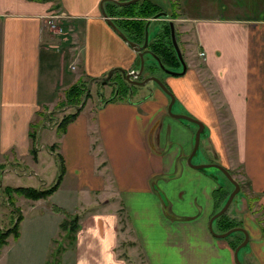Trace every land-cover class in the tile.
<instances>
[{
    "label": "crops",
    "instance_id": "0c3cea01",
    "mask_svg": "<svg viewBox=\"0 0 264 264\" xmlns=\"http://www.w3.org/2000/svg\"><path fill=\"white\" fill-rule=\"evenodd\" d=\"M100 1L0 0L2 171L10 163L23 164L27 179L35 182L31 186L43 188L63 165L57 188L41 199H22L20 211L25 202L39 209L33 220L50 225L47 239L64 219L79 215L58 264H236L233 251L242 235L218 237L208 228L226 188L218 186L216 173L187 163L196 125L168 113L169 97L160 87L148 94L110 95L96 107L83 104L59 134L41 126L39 113L58 110L69 85L94 80L109 68H135L136 52L106 22ZM110 2L103 0L108 15L122 6ZM176 5L177 19L192 28L196 54L203 51L194 61L209 83L202 85L188 63L184 73L163 75L164 80L181 111L204 123L198 148L208 159L192 161L240 165L251 199L244 195L235 205L232 200L226 213L249 233L239 259L264 264V0H176ZM53 11L69 16L74 39L80 40L60 39L49 29L46 17ZM43 129L50 134L45 142ZM24 219L22 212L18 237ZM217 224L213 220L221 232Z\"/></svg>",
    "mask_w": 264,
    "mask_h": 264
},
{
    "label": "rangeland",
    "instance_id": "374dc122",
    "mask_svg": "<svg viewBox=\"0 0 264 264\" xmlns=\"http://www.w3.org/2000/svg\"><path fill=\"white\" fill-rule=\"evenodd\" d=\"M147 1L152 2V0H147ZM157 1H156V4H157L156 11L157 12L163 11V12L169 14V16L167 17L166 15L164 16L163 14L159 17H154L155 14L153 16L152 15L141 16V18H143V20L145 19L147 21V19H149V22H150L148 24L149 41L150 42H156V41H158V39H162L163 41H166L167 34H166V32H163V30H165L167 20L172 19V21L174 23V27H175L174 29L176 32L177 43H178V46L182 52V55H183V58H184L186 64L188 63V67H191L193 70L196 67L199 68V65L194 60L201 59L202 55L196 54L197 49H196V46L194 45L195 37L192 33L193 31H192L191 26L187 27L186 23L177 19L176 14L178 13V10L176 8V6H177L176 0H163L161 2L159 1V3ZM141 3H144V2L140 1V4ZM117 10L118 9L116 7V9H113L112 11L115 12ZM52 13L54 14L56 12L53 11ZM57 13H58V11H57ZM60 13H62V12L59 11V14ZM49 15H51V13L48 14V16L46 17L47 18V24H48V20H49ZM109 15L113 19L114 22H115V20H114L115 18H118V19L122 18V16L117 15L116 13L113 14V12L112 13L109 12ZM127 17L129 18V20H133V19L138 18L137 16H127ZM146 21H145V23H146ZM56 22H57L58 26L63 27L62 32L57 31L56 28H52V29H56V30H54V33L57 34L60 39L69 40L68 36L71 35V42L75 43L76 40H80L79 36L76 37V40L74 39V36H73L74 27L72 26V24H70L71 20L68 16H62L59 19H56ZM132 24H134V23L131 22L130 25H132ZM47 26H49V25H47ZM49 29H51L50 26H49ZM79 42L80 41H77L76 46H80ZM136 42L141 43L140 41H136ZM193 62H194V64H193ZM151 63H153L152 57H149L146 55L145 67L143 69V72L140 74V76L142 77V76H145L147 74L156 75L166 83V81L164 80L165 79L164 76L170 75V74L166 73L159 66L157 67V66L151 65ZM138 65H139V63H136L135 67ZM147 65L149 67H147ZM110 69H112V68L107 69L106 74H104V75H102L99 78H96L94 80L92 79L93 78L92 76H90V77L87 76L88 79H85L87 88L83 93L84 95L82 94L83 95L82 98L84 99V103H83L84 105L92 104L93 106L96 107V106L100 105V103L103 102L104 99H106L110 95L114 94L113 92L115 90L113 91L112 89H114V86L116 88L117 84L115 85V82L109 81V79L105 80V78H104L105 75L108 74ZM193 70H191V72ZM196 70H197V68H196ZM197 71H198V76L200 78L201 84L204 85L205 87H207V85L209 83V81H207L208 77L205 76L200 71V69H198ZM115 72L116 71L114 70L113 73L111 74L112 77L116 76ZM116 78L119 79L117 76H116ZM104 80H105V82H103ZM127 83L130 85V87L126 83L122 82L123 88L125 89V87L127 86L130 88L129 89L130 91L131 90L133 92L137 91L138 94L142 93V92H143V94H148V93H150V90L152 91L153 88L155 89V88L159 87L156 84V82L153 80H148L144 85H139V84L131 85L129 82H127ZM128 91H126V92L124 91L127 97L131 96V94H132V92H128ZM87 92H89L88 96L85 95ZM120 92H122V91H120ZM71 110H73V107H70L69 110L68 109L67 110H64V109L54 110L51 113V117H50V115L47 117L46 116L41 117V121H42L41 126L48 128V129L49 128L50 129L56 128V124H57V121L59 120V118L64 113H67L68 111H71ZM171 110L174 113L187 114V113H184L183 111H181L182 108L177 104L176 100L173 103ZM177 110H179L180 112H177ZM178 119L181 120V118H178ZM182 121L187 122V120H183V119H182ZM189 123H191V122H189ZM192 124L195 125L194 123H192ZM225 127H227V130H226V136L227 137L226 138H227V143L230 147L229 148V155H231L232 159L234 160L233 137H232V133H231V128L228 124ZM196 128H195V130H196ZM42 132L44 134H41L42 135L41 140H42V142H45L44 139H46V140L49 139V136L45 137V135H50V134H49L48 130H45V129H43ZM38 146H40V145L38 144ZM47 149H48L47 146L42 147V151H43L44 155H45V153H47ZM200 153H201V150H200V148H198V150H197L196 154L193 156L192 160L193 161H195V160L197 161L199 159L203 160L201 156L205 157V159L207 158L203 153L201 156H199ZM204 162H206V161H204ZM204 162H198V163H204ZM233 163H234V161H233ZM23 166H24L23 164L22 165L20 164V166H18V165L15 166V163H10V164L5 166V167H7V169H5V170L3 169L4 171H2V168H4V165H0V228L6 229V228L10 227L12 225L13 221L16 220V217L20 213L22 215V212L24 213V217H25L23 225H22V229H21V236L18 237V235L16 236L13 232H11L6 237V242L0 246V264H45V263L46 264H58L57 258H58L59 252L61 250V246L65 245V244L68 245V243H67L68 239H66V237H65V230H63L60 227L58 229V231L56 233H54L53 236H50L49 239H47L48 234L50 232L49 231L50 225L48 223H46V221L44 222L43 218L37 219L36 221L33 220L34 215H36V213H38L37 211L39 209L36 208V209L30 210L29 207H27L26 202H25V204L22 205V208H23L22 212L20 211V209L18 207V204H19V202H22V199L23 200L26 198L29 199V197H26L23 194L15 193V194H13L14 202H13V204H11L12 201L8 200L7 195L4 193V191L2 189L3 184L5 185V183H10V184L16 185V186L17 185L35 184V182L32 181V179H27L26 176L28 173H26V171H25L26 169ZM224 166L226 168H228V170L231 172V174L234 176V178L240 184V190H239V192L236 193L235 198L233 199V203H232V205H235L237 203V200L238 201L242 200V197L249 193L248 187L245 183L246 181L241 176V167L239 164L236 165V163H234L232 165H224ZM201 169H206L208 171H212V172L216 173L220 179V183H218V186H220V184L222 183L226 188L225 191H231L233 189L232 183L216 167L208 166V167L201 168ZM235 172H237L236 175L234 174ZM5 173H8V174H6V176H5ZM35 178L38 181L39 178L38 177H35ZM44 178H46V177H44ZM248 197L250 198L251 196L249 195ZM41 198H44V197H40V199ZM37 199H39V198H37ZM38 203L44 204L45 201L40 200ZM256 203H257L256 201H254V202L250 201L251 205L254 204V206H256L257 205ZM39 206H40V208H42L41 205H39ZM225 218H230V216L227 215V213H225ZM234 222L238 223V225H239V223H241V222L235 221V220H234ZM20 224H21V222L19 223L18 230L20 229ZM234 232H238L239 236L243 235V233L241 231H234ZM0 237H1V235H0ZM225 237H227V236H225ZM242 239H243V237H242ZM242 239H238V241L240 242ZM123 245L125 246V244H123ZM125 250H126V248H125ZM133 254L136 256H139V254H136V251H134Z\"/></svg>",
    "mask_w": 264,
    "mask_h": 264
},
{
    "label": "trees",
    "instance_id": "16d2710c",
    "mask_svg": "<svg viewBox=\"0 0 264 264\" xmlns=\"http://www.w3.org/2000/svg\"><path fill=\"white\" fill-rule=\"evenodd\" d=\"M140 1L144 2L140 4ZM112 6L116 7V4L113 2H110ZM157 4L151 1L147 0H137L134 2H131L129 4L122 5L121 8H119L117 11H110V13L113 12L116 13L117 15L122 16V18H115V24L132 40L134 41H143L144 38V25H145V19L141 18V16H149V15H154L157 13L156 11ZM127 16H137V19L129 20ZM131 22L134 24L130 25ZM163 32H166L167 37L166 41H163L162 39H158L156 42H150L148 41V46L150 49L156 53L161 62L168 68H177L180 65V61L177 57L176 51L173 47V44L170 39V29H169V24L168 22L166 23L165 30ZM151 57L150 55H148ZM151 65L157 66V63L154 58H152ZM137 63H139V59L137 58ZM147 67H149L147 65ZM116 76L119 78L121 76V73L118 69H115ZM115 76V77H116ZM122 79V78H121ZM123 81H120L118 83L119 86L115 88L114 94L111 96V98H122L125 96V92L127 91V87L125 89L123 88ZM125 83V82H124ZM86 81L85 80H79L71 85H69L65 90H64V98L60 100L57 105H58V110L60 109L61 106H70L73 107L72 111H68L67 113H64L59 120L57 121L56 124V131L57 133H61L64 129L66 124L74 118V116L78 113L79 109L83 106L84 99L83 93L86 90ZM125 92H124V91ZM122 91V92H120ZM83 94V95H82ZM89 92H87L85 95L88 96ZM81 104V105H80ZM80 105V106H79ZM51 111L50 113H39L44 116H49L51 117ZM31 136L34 137V135L31 133ZM36 151L35 147H32V153L34 154ZM62 171H63V165L62 163L58 164V171L56 174V178L52 184H50L47 187L39 188L31 185H9L5 184L3 185V191L7 195L8 200L12 201L11 204L14 202L13 194L18 193V194H23L26 197L32 198V199H37L40 197H46L50 193H52L58 186L60 178L62 176ZM14 207V206H13ZM15 208V207H14ZM70 215V214H69ZM68 217V216H67ZM22 215L21 213L16 217V220L13 221L12 225L6 229L0 228V246L6 242V237L9 235V233L13 232L16 236L18 235V228H19V221L21 220ZM78 220H79V215L78 214H73L70 215L69 219H64L61 222V227L66 231V236L69 238L68 240L71 241L72 237L74 236L75 231L78 228ZM216 223L217 221L219 222V228L221 231H224L231 226H234L238 223L234 222L233 219L231 218H225V213L222 215L218 216L215 218ZM243 237V235H242ZM239 242V241H238ZM62 247V246H61Z\"/></svg>",
    "mask_w": 264,
    "mask_h": 264
},
{
    "label": "water",
    "instance_id": "95a60500",
    "mask_svg": "<svg viewBox=\"0 0 264 264\" xmlns=\"http://www.w3.org/2000/svg\"><path fill=\"white\" fill-rule=\"evenodd\" d=\"M116 4L119 5H125V4H129L131 2H134L136 0H110ZM100 7V11L102 16L105 18L106 22L118 33V35H120V37H122V39H124L129 45L130 47H132V49L136 52L137 54V58L139 59V65L138 68L136 69H132V70H125L123 68H112L109 70L108 74L105 75V80H108L111 76V74L113 73V71L115 69H118L121 73V78L124 79L125 81L129 82L130 84H139V85H144L148 80H153L156 82V84L168 95L169 97V102L167 104V111L170 115L177 117V118H181V119H185L191 123H195L197 125V128L195 130L194 133V139H193V145L192 148L189 152V154L187 155V163L195 168H205L208 166H214L216 168H218L226 177L227 179L232 183L233 185V189L229 192L225 202L223 203L222 207L220 209H218L217 211H215L209 218L208 220V228L210 230V232L218 237H225L228 236L230 234H232L234 231H241L243 233V239L234 247V251H233V256L235 259L236 264H244L238 256V252L240 250V248L244 247L247 242H248V238H249V233L248 230L243 227V226H233L230 227L224 231L221 232H216L213 228V220L218 217L221 213H223L224 211H226V209L229 207L234 195L239 192L240 190V184L238 183V181L232 176V174L230 173V171L228 170V168H226L225 166H223L220 163L217 162H204V163H194L192 161V157L195 154L196 150L198 149L199 146V141H200V135L201 132L204 129V123L193 116L187 115V114H182V113H174L171 110V107L173 105V103L175 102V96L173 94V92L166 86V84L156 75H147L145 76L143 79H137V76L140 75L143 72V69L145 67V57L146 55H150L152 58L155 59L157 65L162 68L166 73L169 74H182L185 72L186 70V63L182 57L180 48L178 46L177 40H176V35H175V30H174V24L173 21L170 19L169 21V26H170V37H171V42L174 46V49L176 51L177 56L179 57L181 64H182V69L180 71L171 69L166 67L160 60L159 56L154 53L151 49L147 48V44L149 41L148 38V24H149V19H147L145 25H144V38L142 43H138L132 39H130L113 21V19L107 14V12L104 9L103 6V0L100 1L99 4ZM161 14L163 15H167V13L165 12H157L154 17H159ZM99 78V77H96ZM105 80L103 82H105ZM115 82V85L117 84V81H112Z\"/></svg>",
    "mask_w": 264,
    "mask_h": 264
},
{
    "label": "flooded vegetation",
    "instance_id": "af4514ba",
    "mask_svg": "<svg viewBox=\"0 0 264 264\" xmlns=\"http://www.w3.org/2000/svg\"><path fill=\"white\" fill-rule=\"evenodd\" d=\"M162 15V14H161ZM160 15V16H161ZM169 20V19H168ZM168 22V24H169V21H167ZM169 29H170V27H169ZM175 35H176V32H175ZM170 39H171V37H170ZM177 39V38H176ZM142 43V42H141ZM174 47V46H173ZM147 48H149L150 49V47L147 45ZM181 51V50H180ZM181 54H182V52H181ZM178 57V56H177ZM182 57H183V55H182ZM178 59H179V57H178ZM184 59V58H183ZM179 61H180V59H179ZM185 61V60H184ZM186 63V62H185ZM135 68H138V66H136ZM186 68H187V64H186ZM171 69H174V70H177V71H180L181 69H182V64H181V61H180V65L177 67V68H171ZM147 75H152V74H147ZM147 75H145V76H147ZM145 76H140V75H138L137 76V79H143ZM161 79V78H160ZM162 80V79H161ZM109 81H117V86H119L118 85V83H120V81H123V82H125L127 85H129L124 79H121V76H119V79H117L116 77H112V76H110V78H109ZM163 81V80H162ZM164 82V81H163ZM165 83V82H164ZM166 84V83H165ZM131 85H133V84H131ZM166 86H167V84H166ZM127 87V86H126ZM129 87H130V85H129ZM129 87H127V91L130 89ZM168 87V86H167ZM169 88V87H168ZM170 89V88H169ZM113 91L115 90V86H114V89H112ZM128 92H133L132 90L130 91H128ZM114 93V92H113ZM112 94V93H111ZM113 95V94H112ZM111 95V96H112ZM132 95V94H131ZM169 102V101H168ZM195 124V123H194ZM196 125V124H195ZM196 127H197V125H196ZM204 130V129H203ZM202 133H203V131L201 132V135H202ZM200 135V136H201ZM194 139V138H193ZM198 150V149H197ZM197 150H196V152H197ZM196 152H195V154H196ZM194 154V155H195ZM193 155V156H194ZM223 165V164H222ZM224 166V165H223ZM218 169V168H217ZM219 170V169H218ZM220 171V170H219ZM221 172V171H220ZM222 173V172H221ZM231 173V172H230ZM223 174V173H222ZM233 176V175H232ZM234 177V176H233ZM229 192L230 191H226L225 192V198H224V201H223V203L225 202V200H226V198H227V196H228V194H229ZM236 195V194H235ZM235 195H234V197H233V199L235 198ZM232 199V200H233ZM223 203H222V205H223ZM222 205H221V207H222ZM220 207V208H221ZM219 208V209H220ZM228 209V208H227ZM227 209H226V211H227ZM226 211H224L223 213H226ZM223 213H221L220 215H222ZM219 215V216H220ZM215 220V219H214ZM215 223H216V220H215ZM217 225H218V227H219V222L217 221ZM234 226H238V224H236V225H234ZM231 227H233V226H231ZM238 231V230H237Z\"/></svg>",
    "mask_w": 264,
    "mask_h": 264
},
{
    "label": "built area",
    "instance_id": "2783aa9c",
    "mask_svg": "<svg viewBox=\"0 0 264 264\" xmlns=\"http://www.w3.org/2000/svg\"><path fill=\"white\" fill-rule=\"evenodd\" d=\"M62 16H68L67 14H65V13H51V15H49V20H48V25L50 26V28L52 29V28H56L57 29V31H60V32H62L63 31V27H60V26H58L57 25V22H56V19H59L60 17H62ZM69 17V16H68ZM56 29H52V31L54 32V30H56ZM56 31V32H57ZM198 54L199 55H203V51H198ZM72 67H73V65H72ZM48 123V122H47Z\"/></svg>",
    "mask_w": 264,
    "mask_h": 264
}]
</instances>
